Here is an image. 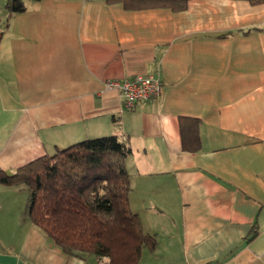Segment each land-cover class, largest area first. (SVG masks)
Listing matches in <instances>:
<instances>
[{"label":"crops","instance_id":"crops-1","mask_svg":"<svg viewBox=\"0 0 264 264\" xmlns=\"http://www.w3.org/2000/svg\"><path fill=\"white\" fill-rule=\"evenodd\" d=\"M24 4L0 22V171L115 135L129 209L156 239L137 264H264V4ZM137 74L162 90L126 109L104 84ZM181 117L200 121V150H182ZM28 196L0 186V264H107L63 251L30 222Z\"/></svg>","mask_w":264,"mask_h":264},{"label":"trees","instance_id":"trees-1","mask_svg":"<svg viewBox=\"0 0 264 264\" xmlns=\"http://www.w3.org/2000/svg\"><path fill=\"white\" fill-rule=\"evenodd\" d=\"M25 1L6 0V18L25 10ZM190 0H105L124 9L163 7L183 11ZM251 6L264 0H246ZM200 121L179 118L182 150L196 152ZM130 149L115 135L86 139L41 156L12 173L0 171V186L28 192L27 215L63 251L107 258V264H137L141 251H153L156 239L143 232L128 205L129 177L124 160ZM257 231L250 230L252 240Z\"/></svg>","mask_w":264,"mask_h":264},{"label":"built area","instance_id":"built-area-1","mask_svg":"<svg viewBox=\"0 0 264 264\" xmlns=\"http://www.w3.org/2000/svg\"><path fill=\"white\" fill-rule=\"evenodd\" d=\"M106 89H116L123 97V106L130 109L136 104H148L161 93V81L152 75L137 74L122 81L110 80L104 84Z\"/></svg>","mask_w":264,"mask_h":264},{"label":"rangeland","instance_id":"rangeland-1","mask_svg":"<svg viewBox=\"0 0 264 264\" xmlns=\"http://www.w3.org/2000/svg\"><path fill=\"white\" fill-rule=\"evenodd\" d=\"M5 2H6V0H0V22L5 21V15H6V12L4 9ZM3 13H4V15H3ZM3 17H4V19H3Z\"/></svg>","mask_w":264,"mask_h":264}]
</instances>
